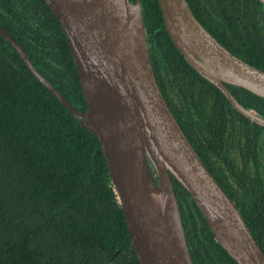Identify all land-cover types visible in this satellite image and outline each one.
<instances>
[{
  "label": "trees",
  "instance_id": "1",
  "mask_svg": "<svg viewBox=\"0 0 264 264\" xmlns=\"http://www.w3.org/2000/svg\"><path fill=\"white\" fill-rule=\"evenodd\" d=\"M135 1V0H132ZM228 49L264 70L260 0H188ZM160 88L207 168L264 250V127L184 58L158 0H141ZM0 25L81 111L78 68L45 0H0ZM264 116V98L228 85ZM173 183L194 264H238L216 241L188 190ZM0 264H141L98 137L28 68L0 33Z\"/></svg>",
  "mask_w": 264,
  "mask_h": 264
},
{
  "label": "water",
  "instance_id": "2",
  "mask_svg": "<svg viewBox=\"0 0 264 264\" xmlns=\"http://www.w3.org/2000/svg\"><path fill=\"white\" fill-rule=\"evenodd\" d=\"M264 5V0H260ZM59 20L78 68L86 110L74 106L0 25L28 68L94 133L141 264H194L173 176L238 264H264V250L240 208L207 168L174 116L150 56L141 0H45ZM168 34L185 60L233 106L264 127L228 85L264 98V70L224 46L188 0H158Z\"/></svg>",
  "mask_w": 264,
  "mask_h": 264
}]
</instances>
